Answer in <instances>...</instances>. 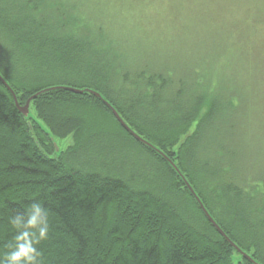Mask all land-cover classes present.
Segmentation results:
<instances>
[{"label":"trees","instance_id":"1","mask_svg":"<svg viewBox=\"0 0 264 264\" xmlns=\"http://www.w3.org/2000/svg\"><path fill=\"white\" fill-rule=\"evenodd\" d=\"M0 73L20 104L96 89L152 144L90 92L44 90L26 115L0 80V264L34 203L39 264H264V179L240 174L232 146L250 92L259 104L264 0H0Z\"/></svg>","mask_w":264,"mask_h":264},{"label":"rangeland","instance_id":"2","mask_svg":"<svg viewBox=\"0 0 264 264\" xmlns=\"http://www.w3.org/2000/svg\"><path fill=\"white\" fill-rule=\"evenodd\" d=\"M138 11H139L138 8H132L128 11H125L124 14H126L127 19L130 22H133L131 27H133L134 29H138L139 31H142L143 28H145L144 25L146 23V20H150V18L146 17V15H143L142 24H141L139 22L141 19ZM226 16H228L227 13ZM188 24L189 27L195 33L197 32L196 30L202 33L201 29L194 27L193 22H189ZM158 27L156 26L154 34H159V33L163 34L164 27H166V25L161 27L158 26ZM148 30L152 32V28H148ZM192 30L189 29L188 33L192 32ZM187 39H189L188 34H187ZM195 42H197V39H195ZM190 43L193 42L191 41L189 42V44ZM195 45L197 46V44ZM149 49H155V48L152 46V44H149ZM196 62H197L196 58L192 57L191 62H186L184 66H179V67L192 70L194 68V63ZM234 64L236 63L234 62ZM260 83L261 86L260 87L258 86L260 88L259 104H258V92L256 93L255 91V96H256L254 98L255 100L253 101V95L250 92L249 105L246 107H241L245 110L244 111L245 116L242 119L243 122L245 118L244 120L245 122L244 124H241L242 134L244 132L245 137L242 138L241 143L237 145H232L235 146V148H239V151L243 154L242 155L243 158H238L237 160L238 171L240 172V174L252 173L254 177L259 176L258 180L264 179V81H260Z\"/></svg>","mask_w":264,"mask_h":264},{"label":"clouds","instance_id":"3","mask_svg":"<svg viewBox=\"0 0 264 264\" xmlns=\"http://www.w3.org/2000/svg\"><path fill=\"white\" fill-rule=\"evenodd\" d=\"M10 223L17 229L11 250L4 256L6 264H39L43 253L37 245L47 238L49 223L46 211L39 203H34L27 217L23 213L14 215Z\"/></svg>","mask_w":264,"mask_h":264},{"label":"water","instance_id":"4","mask_svg":"<svg viewBox=\"0 0 264 264\" xmlns=\"http://www.w3.org/2000/svg\"><path fill=\"white\" fill-rule=\"evenodd\" d=\"M0 80L4 83V85L9 89V91L12 93L14 99H15V103L17 105V107L19 108L20 111H22L24 114H28L29 112V104L32 98H35L40 92L47 90V89H51V88H65L71 91H74L76 93H82L84 91H90L92 93H94L95 95H97L99 98H101L113 111V113L115 114V116L117 117V119L122 123V125L132 134L134 135L136 138H138L139 140L144 141L145 143H148L150 145H152L149 141H147L146 139H144L142 136H140L135 130H133L129 124L126 123V121L124 120V118L121 116V114L118 112V110L104 97V95L93 88L90 87H85V88H79V87H75V86H71V85H57V86H51V87H47L45 89H42L38 92H36L35 94H33L31 97H29L27 99V101L25 102V104L21 105L18 101L17 95L15 93V91L13 90V88L10 86V84L8 83V81L1 75L0 73ZM56 145V149H59V146L57 145V143L55 142ZM167 158L170 160V162L176 167V170L178 171V173L181 175V177L184 179L185 184L187 185V187L189 188V190L191 191V193L193 194V196L195 197V199L199 202V205L201 207V209L203 210V212L205 213V215L207 216V218L209 219V221L213 224V226L220 232V234L222 236H224L230 243L231 245H233L238 251H240L243 255H245L247 258H250L253 261H256L251 255H249L248 253H246L232 238L229 237V235L225 232V230L221 227V225L217 222V220L213 217V215L208 211V209L206 208L204 202L202 201L201 197L199 196V194L197 193V191L194 189V187L192 186V184L189 182V180L187 179V177L184 175V173L181 171V169L176 165V163L174 161H172L168 156ZM258 263V262H256Z\"/></svg>","mask_w":264,"mask_h":264},{"label":"bare ground","instance_id":"5","mask_svg":"<svg viewBox=\"0 0 264 264\" xmlns=\"http://www.w3.org/2000/svg\"><path fill=\"white\" fill-rule=\"evenodd\" d=\"M2 75V74H1ZM3 76V75H2ZM4 77V76H3ZM63 85H67V84H63ZM52 86H57V85H52ZM71 86H73V85H71ZM48 87H51V86H48ZM75 87H77V86H75ZM47 88V87H46ZM79 88H85V87H79ZM91 88V87H90ZM45 89V88H44ZM40 91V90H39ZM38 92V91H37ZM84 92H90V91H84ZM90 93H92V92H90ZM35 94V93H34ZM92 94H94V93H92ZM95 95V94H94ZM95 96H97V95H95ZM98 97V96H97ZM18 98V97H17ZM15 100V99H14ZM108 100V99H107ZM19 101V100H18ZM109 101V100H108ZM110 102V101H109ZM111 103V102H110ZM112 105H113V103H111ZM21 105H23V104H21ZM114 106V105H113ZM115 107V106H114ZM116 108V107H115ZM111 109V108H110ZM117 109V108H116ZM112 110V109H111ZM119 112V111H118ZM115 115V114H114ZM125 120V119H124ZM120 122V121H119ZM121 123V122H120ZM127 123V122H126ZM122 124V123H121ZM128 124V123H127ZM57 143V142H56ZM57 145H58V143H57ZM59 146V145H58ZM55 147H56V145H55ZM60 148V147H59ZM57 150V149H56ZM59 150V149H58ZM206 206V205H205ZM207 208V207H206ZM208 209V208H207ZM209 211V210H208ZM210 212V211H209Z\"/></svg>","mask_w":264,"mask_h":264}]
</instances>
